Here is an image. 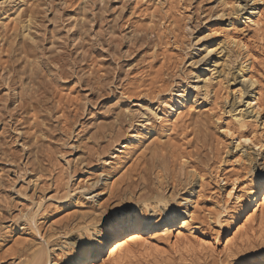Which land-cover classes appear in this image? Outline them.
I'll use <instances>...</instances> for the list:
<instances>
[{"label":"rangeland","instance_id":"374dc122","mask_svg":"<svg viewBox=\"0 0 264 264\" xmlns=\"http://www.w3.org/2000/svg\"><path fill=\"white\" fill-rule=\"evenodd\" d=\"M236 1L240 8L228 7ZM251 3L250 0H0V264L24 262L39 244L54 258L52 251L56 254L79 240L76 232H67L68 223L85 214L98 216L111 209V202L118 203L117 190L127 184L128 180L125 184L123 178L146 167L153 168L148 172L153 174L158 170L157 162L176 180L169 181L165 192L169 197L173 188L175 191L169 210L190 211L188 202L193 200L197 229L192 234L184 232L179 238L173 234L166 242L148 239V244L167 253L156 255L153 249L154 259L149 264H235L237 258L246 254L245 248L247 254L258 259L260 245L264 243L261 235L264 215L258 214L246 228L241 226L245 221L242 218H229L239 191L249 185L254 174L264 173V6L262 25L253 30L240 21ZM29 15L32 17L29 34L35 43L21 36V27ZM201 33L207 38L201 39ZM229 36L241 40L251 52V77L255 82L252 87L242 86L235 71L245 62L237 48L232 47L230 53L233 61L230 75L211 65L218 55L204 52L206 43L220 42ZM21 43L35 44L38 60L34 61L43 63L52 72L43 70L38 74L39 81L34 80L38 82L35 87L39 94L38 110L28 113L13 108L18 102L11 105L12 98H7L11 92L4 90L2 82L9 68L14 73L16 66H30L34 62L20 55V50L15 51ZM207 66L215 68L210 74L212 78L208 76L209 89L197 91L192 77ZM37 67L34 62L36 72ZM22 86L17 81L16 92L21 93L25 88ZM239 87L244 89L242 97L236 92ZM175 93L187 95L196 103L169 132L161 117L158 120L154 113L162 114L164 104L171 103ZM254 94L259 108L245 103ZM239 111L247 117L244 131L255 135L253 142L259 144L245 146L238 152L232 136L224 129L229 127L238 132L232 116ZM43 119L45 125H40ZM39 127L45 129L46 137L35 133ZM146 127H153L157 136L128 161L123 146L129 138L145 133ZM32 140L48 145L39 158L43 171L37 185L33 183V174L27 173L25 177L19 174L23 166L32 169L26 149L21 151L22 145ZM153 148L157 158H151ZM122 163L125 166L117 173ZM109 175L114 178L107 180ZM229 191H233L231 201ZM32 193L35 200L38 195L42 198L35 216L36 231L25 223L24 217L20 218V211L25 210L26 214L37 209L31 199L25 198ZM251 214L247 212L246 217ZM104 224L105 221L98 223L96 229H102ZM231 240L232 245L226 249ZM201 241L212 247L200 250ZM186 246L196 251L185 253ZM143 248L142 243L133 249ZM177 250L181 255L176 254ZM226 250L233 253L232 261Z\"/></svg>","mask_w":264,"mask_h":264},{"label":"bare ground","instance_id":"6f19581e","mask_svg":"<svg viewBox=\"0 0 264 264\" xmlns=\"http://www.w3.org/2000/svg\"><path fill=\"white\" fill-rule=\"evenodd\" d=\"M250 1L252 2L251 7L245 13V15L240 18V21H242L243 25H247L249 28H251L253 30H259L261 25H262V7L264 6L263 5L264 3H263V0H250ZM237 2L238 1H236V3ZM27 18H28V20L21 27V30H22L21 36L24 40L29 39L33 43L35 39L29 34L30 33V23L32 21V17H31V15H29V16H27ZM199 36H202L201 39H206L207 38L206 36H208V35L204 36V34L201 33ZM32 43H21L17 47V49L16 48H14V49H15V51L20 50V52H19L20 55L24 54L27 59H32V61L38 60L37 59L38 56L36 54L37 47L35 44H34L35 46L32 45ZM229 47H231V48H229ZM232 47L237 48L239 51H241L244 58H245V62H243L240 66H237L235 68V71L237 72L238 77L241 79V81L239 80L241 85L244 86V84H247V86H249V87L254 86L255 82L253 81V78L251 77V65H252L251 58H253V57H252L251 52H250L249 48L247 47V45L245 43H243L241 40L229 36V37H225L220 42H209V43H206V46L204 48V52H207L208 54H214V55H216V57L218 55V58H214V60L211 62L212 63L211 65H213L215 68L217 66L221 67L222 69L221 68L220 69H221V72H223V74L225 71H227V73L226 72L225 73L227 75H230V72L232 73L230 68H231V65H233V61L231 60V55H230V53L232 51ZM51 59L53 60V58H51ZM48 60H49V58H48ZM55 60H56V58H55ZM57 61L58 60H56V62ZM34 62H35V66L36 65L38 66L36 69L37 72L34 69ZM34 62H32L31 65L29 64L30 66H27L24 64L16 66L17 67L16 72H15V70H13L14 73H16L15 74L16 77H14L15 75L13 76L14 73L12 72V70L10 68H9V71L7 70L8 72L6 73L5 78L2 77V82L6 86L5 87L4 84H2L5 87L4 90L11 92V95L7 96V98L8 97L12 98V100L10 101L11 105H15L18 102V105H15V107L13 106V108L19 109L22 111H27L26 113L34 111L35 109L38 110L37 104H38L39 100H36V96L39 94H37L38 91H35L36 90L35 87L37 88L38 82L36 83V81H34V80H36L40 76V75L38 76V74L43 73L45 70L48 73H52L50 71V69H48L46 66H44L43 63H39V62L37 63L36 61H34ZM244 64H246V65L243 66ZM210 68H211L210 66H207L206 68L200 69L194 73L192 79L195 81L194 82L195 90L197 89V91H198V89L202 88L205 92L208 91L209 84H210L211 78H212L210 74L212 73L213 70H215V68L212 70ZM8 75L9 76L12 75V77H8ZM208 76H210L211 78ZM40 78H41V76H40ZM17 81H19V83H22L24 85L22 87H25L21 93L16 92L17 89L15 86H16ZM31 84H32V86H30ZM242 90H244V89L239 87L238 90L236 91L237 93L240 94L241 97L244 94V93L242 94ZM177 94L178 93H175L172 96L171 103H165L164 104L165 110L162 114L154 113V117H157V116L159 117V118L157 117L158 120L161 117V122L167 126L169 132H170V130H174L177 127L178 123H180L183 120L185 115L192 109V107L196 103L195 101H192L191 98L187 95L185 96L183 94H181V95H177ZM176 95H177V98H176ZM241 97H239V98H241ZM37 98H38V96H37ZM5 99H6V97H5ZM245 101H246L245 103L248 107L259 108L258 97L256 94L247 98V100H245ZM10 111H14V110L11 109ZM150 112L152 113V111H150ZM240 113H241V111H239V114H237V115L235 114L232 116V120H233L232 122L235 125V128L238 132L234 133V131H232V129H230L229 127L224 129L226 131L227 135H228V132L232 133L231 136H232V139L234 140V143H235V150L236 151L238 150V152L241 150L243 151L245 146L249 145V146H255L256 147L257 144H259V143L254 144L255 142H253V139H255L254 138L255 135L253 136V134H252V136H250L248 133H246L244 131L248 125L247 121H246L247 117L242 116V114H240ZM44 121H46V120L43 119V121H41V123H39V124L45 125L43 123ZM37 126H38V124H37ZM41 127H43V126H41ZM41 127H39V129H37V131L35 133H39L40 134L39 137L44 138V137H46L45 136L46 131H45V129H43ZM145 129H146L145 133H140L139 135H136L135 137L129 138L128 141L123 146L124 149H127L126 155H128L127 156L128 161L133 159L135 154L138 151H140L141 149H143L153 139V137L157 136V132L153 127H150V128L146 127ZM253 130H255V129H253ZM252 133H254V132H252ZM255 133H256V131H255ZM116 136H114V138H116ZM117 137L119 139V136H117ZM116 139H114L115 142L118 140V139L117 140ZM158 139H160V137ZM244 139L250 140L251 143H249V144L241 143V141ZM34 142L35 141L32 140V142H30V143L23 144L22 149H21V151H24L26 149V153L28 155V160L30 161V164H28V162H27V164L31 165L32 169H31V171L28 170L27 167H26V169H24V166L22 165L23 167L20 169L19 174H20V176L22 174L21 177H25V175H27V173L33 174V178H35L33 183L34 184L36 183V185H37V181L41 177V173L43 171V168L41 165L42 161H40L39 158H40V155H42V151L44 150L45 145H47V144L45 142H43V143H38V142L34 143ZM1 143L2 142L0 141V144ZM11 143H12V141H11ZM155 149L154 148L152 149L151 158H157V155H156L157 153H155ZM1 151H2V148H1ZM120 153H122L121 150H120ZM16 154H18V153H16ZM4 156H6V155H4ZM10 156L11 155H9V157ZM115 157L116 156H113V158H115ZM41 158H42V160L44 159L43 157H41ZM49 159H50V157H49ZM119 161H121V160H119ZM119 161L118 162L116 161V162L119 163ZM14 162L16 163V161H14ZM144 162H146V161H144ZM153 163L154 162H152V164ZM18 164L21 165L20 163H18ZM150 164H149V166H152ZM157 164H158V166L157 167L155 166V167L158 170H156L157 172H154L153 174H149L150 173L149 169L151 170L153 168L146 167V168H142L143 170H141V171L138 170V172H134L132 174L129 173V175H126V176L124 175L125 179L123 178L122 181L124 182V181L128 180L127 184L124 182L126 185L123 186V189L117 190L115 198H116L118 203L116 204V207H127L128 209L133 210L134 214L141 220V222L143 224L142 227H139L136 230L132 231L131 235H128L127 233H120L118 235L113 234L111 232V230H109L107 228L106 223L104 224V226H102V229H100V230L96 229L98 223L105 221V218L109 212L115 211V209L112 207L111 209H108L107 211L102 212L101 215L97 216V215L92 214L91 216L87 217L85 214V215L80 216V219L75 221L76 223L75 222L68 223L65 227L68 230L67 232L68 233L72 232V231L76 232L78 237H79V240L77 243H72V244L70 243V244L66 245L64 250L61 249L56 254L54 251H52L54 258H51L50 253H49L50 251L48 252V250L45 246H42V244H39L38 246L36 245L37 247L35 246L36 248H34L28 255H26L24 262H21L18 264H81L82 260H87L89 262V264H94V258L92 256L93 251H95L97 254L103 253V257L100 260V264H106V262L109 260V258L112 257L114 250H116V255L118 258L119 254H120L118 249L120 248V245H122V244L126 245L128 248L133 249L136 245L142 244L143 241H147L148 239H154L157 242H160V241L166 242L170 239V237L173 234H175L176 238H179V236L182 235L184 232H188L191 234L193 232H195V229H197L196 228L197 222L194 219L193 200H190V202H188V206L191 207L190 211H188L187 209H184V210H182V209L176 210L175 209L173 211V214L171 216H169V208L172 207V205L169 206V203L171 202V198L173 197L175 191L173 188V191L171 193L172 197L171 196L167 197L165 192H166L167 188L169 187V181H171V183H173V182L175 183L176 180H174L175 178L173 176H170V174L168 175V173H166V169L164 168V166H162L163 164L160 165V163H158V162H157ZM17 165H16V167H18ZM122 165H120V167L122 166L121 168H119V169L117 168V171H116L117 173H119L123 169V167L125 166V164H123V163H122ZM146 166H147V162H146ZM14 167H15V165H14ZM17 169H19V168H17ZM192 172H195V171H192ZM193 174H195V173H193ZM193 174H190V176L192 175V177H193L194 176ZM151 175L152 176L154 175V176L151 178ZM258 176H259V174L258 175L254 174L252 176V178H250V180H249V185L247 187L242 188L239 191L237 196L234 198L235 207L232 210V214H230V216H229V218L231 220H233L235 218H237V219L242 218L243 220H245L244 225H241V226H244L245 228L247 227V224L253 222L256 219V216L258 214L260 215V213H261L264 215V188H262L260 186V184L258 183ZM113 178H114L113 175H109L107 177V180H112ZM67 191H69V190H67ZM41 192L42 191H37V194H41ZM34 193H32V196H30V198L27 196H25V198L31 199L34 202V205L37 208L36 211L29 210L31 212L26 213V214H24L25 210L20 211V218H23V217L25 218L24 219V220H26L25 223L27 222V224L32 229V231H36V229H37L35 216H36V213H38V211L42 205L41 196L38 195V200H35L33 197ZM137 193H139V194L136 197ZM63 200H64V198H63ZM137 208H139V209L136 210ZM249 211L252 212V214L250 216L246 217L247 216L246 213ZM227 221H229V220H227ZM232 223L233 222L231 221L230 225H232ZM70 226H72V227L69 228ZM93 233L95 234L96 237H93V235H94ZM234 234L237 235L236 233H234ZM133 236H135L137 238L135 243H133V241H132ZM232 240L228 241V243H227L228 245H226L227 246L226 249L230 248V246L232 245ZM23 242H25V241H23ZM86 245H94V248L90 249L88 255L86 257H84V256H81L79 253H80V250L84 249V247ZM257 258H258L257 260L264 259V255H258Z\"/></svg>","mask_w":264,"mask_h":264},{"label":"snow or ice","instance_id":"6c2138e0","mask_svg":"<svg viewBox=\"0 0 264 264\" xmlns=\"http://www.w3.org/2000/svg\"><path fill=\"white\" fill-rule=\"evenodd\" d=\"M230 8H240L241 4L232 3L229 4ZM228 135H232L231 132H228ZM243 144L251 143L250 140L244 139L241 141ZM238 184L239 181H236ZM258 183L262 188H264V173L259 174ZM236 189L234 188L233 191ZM233 191L228 192V198L231 201L233 199ZM110 206L115 209L113 212H109L105 218L106 226L113 234L127 233L131 235L132 231L136 230L139 227H142L143 224L141 220L134 214L133 210L128 209L127 207H116L115 202H111ZM174 210H169V216L173 214ZM262 229H264V220H262ZM264 236V231L261 233ZM137 238L135 236L132 237L133 243H135ZM144 244V248L137 251L135 249L128 248L126 245H120L119 257L117 258L116 250L113 251L112 257L106 262V264H149L151 260L154 259L153 249L156 255H167L164 253L162 249L155 247L154 245L148 244L147 241L142 242ZM212 245L206 244L204 241L200 242V250L204 248H211ZM261 253L259 255H264V243H261ZM94 245H86L84 249L80 250V255L86 257L89 253L90 249H93ZM192 251H196V249H192L190 246H186L183 249V252L191 254ZM227 251V250H226ZM243 251L246 253L243 257L237 258L235 260V264H264V259L256 260L253 255H249L248 249L245 248ZM176 254L181 255V251L177 250ZM229 261L233 259V253L231 251H227ZM92 256L94 258V264H100V260L103 257V253L97 254L95 251L92 252ZM81 264H89L87 260H82Z\"/></svg>","mask_w":264,"mask_h":264}]
</instances>
